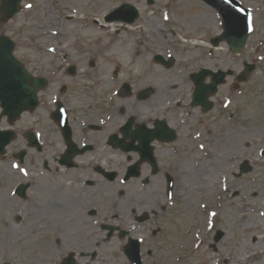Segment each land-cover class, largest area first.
<instances>
[{
	"label": "flooded vegetation",
	"instance_id": "af4514ba",
	"mask_svg": "<svg viewBox=\"0 0 264 264\" xmlns=\"http://www.w3.org/2000/svg\"><path fill=\"white\" fill-rule=\"evenodd\" d=\"M230 56L223 69L219 57L208 61L212 66L199 62L165 91L141 77L121 78L118 69L63 76L57 61L37 63L34 74L49 85L35 112L16 117L0 104V131L9 142L0 166V226L26 248L29 263L167 264L204 254L205 243L219 249L226 234L216 230L219 211L230 205L234 179L243 177L231 163L209 196L212 205L201 197L200 209L187 213V165L197 169L198 156L212 154L206 145L234 146L248 100L253 93L264 98V76L257 86L252 75L240 84L252 62ZM220 70L229 75L214 93L215 78L205 74ZM193 74H200L196 81ZM196 83L202 94L194 100ZM4 249L0 264H14Z\"/></svg>",
	"mask_w": 264,
	"mask_h": 264
},
{
	"label": "rangeland",
	"instance_id": "374dc122",
	"mask_svg": "<svg viewBox=\"0 0 264 264\" xmlns=\"http://www.w3.org/2000/svg\"><path fill=\"white\" fill-rule=\"evenodd\" d=\"M70 1L25 0L23 12L6 27L0 26L17 41V57L29 63L34 73L40 61L45 62L44 66L52 61L62 65L61 58L64 57L68 61L65 66L78 65L81 76L103 77L109 71L118 69L121 78L141 77L155 89L165 91L169 84L181 82L184 71H196L201 61L204 66H212L208 61L219 57L220 66L223 67L231 59L226 44H222V50L211 53L210 39L222 34V22L215 10L199 0H154L153 5H149L147 0ZM240 1L253 11L255 32L245 55L238 60H244L248 54L251 61L258 62L259 71L252 78L253 86H257L263 78L261 72H264V0ZM124 4L139 10L141 19L135 24L136 28L131 30L126 25L114 24L110 31L103 29L101 24L105 18ZM71 14L77 18L68 20ZM88 28L94 30L85 38L83 33ZM101 33L110 34L117 48L109 47ZM52 46L57 48L56 53L49 52ZM159 54L175 58L170 70L155 64L154 58ZM140 55L147 59L141 67L133 61L139 59ZM120 57L129 59L128 66L120 67ZM90 61L96 63L95 70L89 68ZM152 66L156 67V73L149 72ZM147 67L149 70L145 72ZM248 102L250 114L246 115L242 125L236 127L234 146L229 149L206 145L205 149L212 154L198 156L200 162L197 169L190 163L187 165L186 201L192 204V208L187 206V213L200 209L201 197L212 205L209 196L213 195L214 185L221 184V178L231 163L236 170L242 159L252 165L253 170L249 175L240 180L234 179L233 193L237 192V196H233V193L229 195L230 205L219 211L221 218L216 230L226 233L225 240L218 244V250L208 251L209 255H196L187 262L170 259L167 264H264V157L260 155L264 150V126L260 123V120H264L261 117L264 115V98L253 93ZM248 127L250 130L246 133ZM227 153L230 158L235 155V159H226ZM3 170L0 167V176ZM0 187L3 188L1 182ZM4 200L0 191V210L5 205ZM1 233L4 235H0L3 237L0 238V246H5L4 252L8 250L12 253L11 263L34 264L28 262L26 248L14 244L0 228ZM176 247L173 240L172 248Z\"/></svg>",
	"mask_w": 264,
	"mask_h": 264
},
{
	"label": "water",
	"instance_id": "95a60500",
	"mask_svg": "<svg viewBox=\"0 0 264 264\" xmlns=\"http://www.w3.org/2000/svg\"><path fill=\"white\" fill-rule=\"evenodd\" d=\"M2 2V12L5 15L6 21L13 18L20 8L18 6L22 0H0ZM215 7L224 20L225 34L218 39L215 44L225 40L228 41L230 46L235 48L237 52L242 51L247 39L252 32V14L250 11L245 10L241 5L234 0H203ZM152 3V0H150ZM243 9V11H241ZM126 21L133 24L139 19V12L131 7L124 5L121 9L117 10L113 16L107 20L114 19ZM249 18L251 19V30H249ZM15 49V44L4 38L0 42V98L4 99V94L10 95L12 92L18 101L27 102L30 109H34L37 104V93L40 89L46 86V81L43 79L31 78L20 64L13 58L12 53ZM12 89V91L9 90ZM17 88V89H16ZM200 92L196 93L197 97Z\"/></svg>",
	"mask_w": 264,
	"mask_h": 264
},
{
	"label": "bare ground",
	"instance_id": "6f19581e",
	"mask_svg": "<svg viewBox=\"0 0 264 264\" xmlns=\"http://www.w3.org/2000/svg\"><path fill=\"white\" fill-rule=\"evenodd\" d=\"M70 3H74L72 0L70 1ZM75 3H78V0H76V2ZM74 18H77V17H75L73 14H71L70 16H69V19L70 20H72V19H74ZM118 21H116V22H107V21H105L104 23H102L101 24V27L103 28V29H105V30H108V31H110V30H112L115 26H114V24H120L119 26H123V25H121L122 23L121 22H118ZM100 27V28H101ZM128 28H131V30H133L134 28H136V26L134 25V26H129ZM89 29V30H88ZM87 29V31H85L84 33H83V36L85 37V38H87V37H89L90 35H91V31L92 30H94L93 28H88ZM93 32V31H92ZM101 37L105 40V42L108 44V46L109 47H111L112 49H114L115 47L117 48V46H115V44H114V42L112 43V41H113V39H111L110 38V34H103V33H101ZM109 39H111V41L109 42ZM128 49H129V46L127 47ZM126 48V49H127ZM128 58H126V57H124V58H122V57H120V63L122 64H119L120 66H128L127 64H128ZM147 59L145 58V57H143V55H140V58L139 59H136V60H133V61H136L137 62V65H140L139 67H141L142 65H143V63L146 61ZM162 67V66H161ZM145 70V72H148V70H149V67H147V68H145L144 69ZM149 72H151V73H156V67H153L152 66V68H151V70H149ZM254 251H255V249H254Z\"/></svg>",
	"mask_w": 264,
	"mask_h": 264
},
{
	"label": "snow or ice",
	"instance_id": "6c2138e0",
	"mask_svg": "<svg viewBox=\"0 0 264 264\" xmlns=\"http://www.w3.org/2000/svg\"><path fill=\"white\" fill-rule=\"evenodd\" d=\"M28 7H31V5H28ZM243 11V9H241ZM167 18V17H165ZM249 30H251V19L249 18ZM14 167H19L18 165H14ZM22 171H25V174H27L26 170L21 169ZM214 215V214H213Z\"/></svg>",
	"mask_w": 264,
	"mask_h": 264
}]
</instances>
